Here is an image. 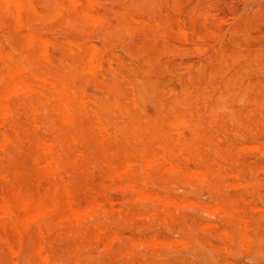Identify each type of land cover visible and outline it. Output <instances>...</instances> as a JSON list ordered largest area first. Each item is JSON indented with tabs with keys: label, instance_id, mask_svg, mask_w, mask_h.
<instances>
[{
	"label": "rangeland",
	"instance_id": "1",
	"mask_svg": "<svg viewBox=\"0 0 264 264\" xmlns=\"http://www.w3.org/2000/svg\"><path fill=\"white\" fill-rule=\"evenodd\" d=\"M0 93V264H264V0H0Z\"/></svg>",
	"mask_w": 264,
	"mask_h": 264
},
{
	"label": "bare ground",
	"instance_id": "2",
	"mask_svg": "<svg viewBox=\"0 0 264 264\" xmlns=\"http://www.w3.org/2000/svg\"><path fill=\"white\" fill-rule=\"evenodd\" d=\"M55 1H56V0H55ZM89 1H90V0H89ZM45 2H46V0H45ZM78 2H80V1H78ZM78 2H73L72 4H73V5H76V4H78ZM107 2H108V1H107ZM7 3H8V2H7ZM22 3H24V2H22ZM75 3H76V4H75ZM80 3H81V2H80ZM80 3H79V4H80ZM8 4H9V3H8ZM20 4H21V3H20ZM43 4H44V3H43ZM54 4H55V3H54ZM56 4H57V3H56ZM176 4H177V3H176ZM6 5H7V4H6ZM17 5H19V3H18ZM22 5H23V4H22ZM46 5H47V4H46ZM19 6H20V5H19ZM44 6H45V5H44ZM47 6H48V5H47ZM54 6H55V5H54ZM45 7H46V6H45ZM131 7H132V6H131ZM16 8H17V7H16ZM172 8H173V7H172ZM6 9L8 10V8H6ZM17 9H18V8H17ZM136 9H137V8H136ZM69 10H70V8H69ZM71 10H72V9H71ZM173 10H174V9H173ZM17 13H18V11H17ZM60 13H61V12H60ZM187 13H188V12H187ZM27 14H28V12H27ZM13 15H14V13H13ZM17 15H18V14H17ZM68 15H69V14H68ZM190 15H191V14H190ZM182 17H183V16H182ZM195 17H196V16H195ZM28 18H29V17H28ZM183 18H184V17H183ZM190 18H191V16H190ZM196 18H197V17H196ZM16 19H17V18H16ZM66 19H67V21H68V17H67ZM18 20H19V19H18ZM190 20H191V19H190ZM36 21H37V20H36ZM109 21H110V20H109ZM195 21H197V20L195 19ZM208 21H209V20H208ZM68 22H69V21H68ZM185 22H186V21H185ZM16 23H18V22L16 21ZM37 23H38V22H37ZM120 23H121V22H120ZM158 23H159V21H158ZM190 23H191V22H190ZM205 23H206V21H205ZM70 24H71V23H70ZM206 24H207V23H206ZM18 25H19V24H18ZM115 25H116V24H115ZM210 25H212V24L210 23ZM20 26H21V25H20ZM26 27H27V26H26ZM71 27H72V26H71ZM94 27H95V26H94ZM210 27H211V26H210ZM142 28H143V27H142ZM54 30L56 31V29H54ZM106 30H107V33H108V30H109V29H106ZM110 30H111V29H110ZM110 30H109V31H110ZM66 31H67V30H66ZM223 31H224V30H223ZM44 32H45V31H44ZM183 32H186V31H182V33H183ZM2 33H3V32H2ZM65 33H68V31L65 32ZM8 34H9V33H8ZM10 34H11V32H10ZM185 34H187V33H185ZM11 35H12V34H11ZM223 35H224V34H223ZM190 36H191V35H190ZM170 37H171V36H170ZM186 38H187V37H186ZM192 38H193V37H192ZM42 40H43V44H44V45H43V44H42V45H43V46H46L45 43H44V39H42ZM192 40H193V39H192ZM46 41H47V40H45V42H46ZM187 41H188V40H187ZM193 41H194V40H193ZM47 42H49V41H47ZM49 43H50V42H49ZM104 43H105V42H104ZM194 44H195V43H194ZM106 45H107V44H106ZM122 45H123V44H122ZM172 45H173V44H172ZM195 46H196V45H195ZM122 47H123V46H122ZM127 47H128V46H127ZM141 47H142V46H141ZM172 47H173V46H172ZM172 47H171V48H172ZM193 47H194V46H193ZM199 47H200V46H199ZM199 47H198V48H199ZM194 48H195V47H194ZM196 48H197V47H196ZM199 49H200V48H199ZM164 50H165V49H164ZM169 50H170V48H169ZM195 50H196V49H195ZM129 52H130V51H129ZM133 52H134V51H133ZM164 52H165V51H164ZM46 53H47V52H46ZM127 54H128V53H127ZM129 54H130V53H129ZM129 54H128V55H129ZM168 54H169V53H168ZM194 54H196V53H194ZM24 55H25V54H24ZM133 55H134V54H133ZM147 55H148V54H147ZM170 55H171V54H170ZM174 55H175V54H174ZM200 55H201V54H200ZM149 56H150V55H148V57H149ZM196 56H197V55H196ZM89 57H90V56H89ZM201 57H202V56H201ZM7 58H8V57H7ZM10 58H11V57H10ZM168 58H169V57H168ZM211 58H212V56H211ZM235 58H237V56H236ZM21 59H22V58H21ZM21 59H20V60H21ZM158 59H159V58H158ZM231 59H232V58H231ZM2 60H3V59H2ZM34 60H35V59H34ZM90 60L92 61V59H90ZM143 60H144V58H143ZM170 60H171V59H170ZM199 60H200V59H199ZM218 60H219V59H218ZM12 61H13V60H12ZM35 61H36V60H35ZM148 61H149V60H148ZM231 61H232V60H231ZM27 62H28V61H27ZM217 62H218V61H217ZM199 63H200V62H199ZM232 63H233V62H232ZM69 64H70V63H69ZM95 64H96V62H95ZM201 64H203V62H201ZM218 64H219V63H218ZM16 65H17V64H16ZM18 65H19V64H18ZM18 65H17V66H18ZM150 65H151V64H150ZM210 65H211V64H210ZM97 66H98V65H97ZM110 66H111V65H110ZM200 66H201V65H200ZM39 67H40V66H39ZM53 67H54V66H53ZM70 67H71V66H70ZM166 67H167V65H166ZM80 68H82V67H80ZM150 68H151V67H150ZM18 69H19V67H18ZM26 69H28V66H26ZM90 69H91V68H90ZM90 69H89V70H90ZM114 69H115V68H114ZM28 70H29V69H28ZM82 70H83V68H82ZM89 70H88V71H89ZM150 70H151V69H150ZM214 70H215V69H214ZM234 70H236V69H234ZM29 71H30V70H29ZM42 71H43V68H42ZM18 72H20V71H18ZM145 72H146V71H145ZM92 73H93V72H92ZM210 73H211V72H210ZM233 73H234V71H233ZM16 74H17V71H16ZM211 74H212V73H211ZM22 75H23V74H22ZM237 75H238V73H237ZM237 75H236V76H237ZM52 76H53V75H52ZM34 77H35V76H34ZM71 77H73V76H71ZM71 77H70V79H71ZM212 77H213V76H212ZM227 77H228V76H227ZM237 77H241V78H242V76H237ZM14 78H15V77H14ZM14 78H13V79H14ZM36 78H37V77H36ZM39 78L43 79V77H39ZM53 78H54V77H53ZM15 79H16V78H15ZM15 79H14V80H15ZM23 79H24V78H23ZM228 79H229V78H228ZM43 80H44V79H43ZM71 80H72V82L74 83V81H73L74 79L72 78ZM198 80H199V78H198ZM216 80H217V78H216ZM241 80H242V79H241ZM69 81H70V80H69ZM69 81H68V82H69ZM94 81H95V80H94ZM237 81H238V79H237ZM24 82H25V81H24ZM49 82H50V81H49ZM70 82H71V81H70ZM119 82H120V81H119ZM239 82H240V81H239ZM94 83H95V82H94ZM240 83H241V82H240ZM245 83H246V82H245ZM18 84H19V86H20V83H19V82H18ZM87 84H88V83H87ZM231 84H232V83H231ZM26 85H27V84H26ZM119 85H120V84H119ZM236 85H237V84H236ZM244 85H245V84H244ZM38 86H39V85H38ZM52 86H53V84H52ZM75 86H76V85H75ZM77 86H78V85H77ZM77 86H76V87H77ZM94 86H95V85H94ZM216 86H218V85H216ZM15 87H16V86H15ZM76 87H75V88H76ZM145 87H146V86H145ZM237 87H238V85H237ZM247 87H248V86H247ZM20 88H22V87H20ZM62 88L65 89V86H64V87L62 86ZM110 88H111V86H110ZM245 88H246V87H245ZM17 89H18V88H17ZM76 89H77V88H76ZM78 89H79V88H78ZM113 89H114V88H113ZM246 89H247V88H246ZM20 90H21V89H20ZM241 90H242V88H241ZM18 91H19V90H18ZM75 91H77V90H75ZM75 91H73V92H75ZM219 91H220V90H219ZM231 91H232V90H231ZM4 92H5V91H4ZM60 92H61V91H60ZM65 92H66V91H65ZM16 93H17V92H16ZM67 93H68V92H67ZM132 93H134V92H132ZM219 93H220V92H219ZM227 93H228V92H227ZM0 94H2V93H0ZM14 94H15V93H14ZM61 94H65V93L61 92ZM74 94H76V92H75ZM239 94H240V93H239ZM239 94H238V95H239ZM219 95H220V94H219ZM62 96H63V95H62ZM76 96H77V95H76ZM5 97H6V96H5ZM7 97H8V95H7ZM7 97H6V98H7ZM64 97H65V95H64ZM69 97H70V96H69ZM132 97H133V96H132ZM237 97H238V96H237ZM245 97H246V96H245ZM245 97H244V98H245ZM3 98H4V97H3ZM70 98H72V97H70ZM4 99H5V98H4ZM77 99H78V98H77ZM237 99H238V98H237ZM246 99H248V98H246ZM81 100L83 101V99H81ZM81 100H80V102L82 103ZM244 100H245V99H244ZM5 101H6V100H5ZM66 101H67V99H66ZM68 101H69V100H68ZM78 101H79V100H78ZM238 101H239V100H238ZM238 101H237V103H238ZM73 102H74V101H72V103H73ZM242 102L244 103V101H242ZM245 102H246V101H245ZM70 103H71V102H70ZM72 103H71V104H72ZM94 103H95V102H94ZM239 103H240V102H239ZM57 104H58V102H57ZM79 104H80V103H79ZM246 104H247V103H246ZM72 105H74V104H72ZM2 106H4V105H2ZM56 106H57V105H56ZM75 106H76V103H75ZM225 106H226V105L224 104V106H221V107H225ZM72 107H73V106H72ZM72 107H71V108H72ZM76 107H77V106H76ZM77 108H78V107H77ZM89 108H90V107H89ZM226 108H227V107H226ZM2 109H5V110H6V108H2ZM66 109H67V108H66ZM73 109H74V107H73ZM247 109H248V107H247ZM37 110H38V109H37ZM37 110H36V111H37ZM103 110H104V109H103ZM71 111H72V110H71ZM77 111H78V109H77ZM99 111H100V110H99ZM104 111H107V110L105 109ZM232 111H233V110H232ZM245 111H247L249 114L252 112V110H251V112H249V110H245ZM8 112H9V111H8ZM30 112H31V111H30ZM30 112H29V113H30ZM100 112H101V111H100ZM217 112H218V111H217ZM34 113H35V112H34ZM46 113L48 114V112H46ZM46 113H45V114H46ZM67 113H68V110H67ZM112 113H113V112H112ZM189 113H190V112H189ZM232 113H233V112H232ZM232 113H231V114H232ZM248 113H245V114H248ZM5 114H7V113H5ZM213 114H214V113H213ZM231 114H230V115H231ZM7 115H8V114H7ZM12 115H13V114H12ZM12 115H11V118H12ZM34 115H35V114H34ZM228 115H229V114H228ZM228 115H226V116H228ZM243 115H244V114H243ZM212 116H213V115H212ZM5 117H6V116H5ZM9 117H10V116H9ZM30 117H31V116H30ZM30 117H29V118H30ZM97 117H98V116H97ZM246 117H247V116H246ZM31 118H32V117H31ZM31 118H30V121L32 120ZM47 118H48V117H47ZM102 118H105V117H102ZM216 118H217V117H216ZM5 119H6V118H5ZM156 119H157V118H156ZM179 119L181 120V118H179ZM67 120H68V119H67ZM67 120H66V123H67ZM99 121H100V120H99ZM110 121H111V120H110ZM5 122H6V121H5ZM69 122H71V121H69ZM74 122H75V120H74ZM181 122H182V120H181ZM234 122H235V121H234ZM49 123H51V119H50V122H49ZM173 123H174V121H173ZM47 124H48V122H47ZM68 124H69V123H68ZM174 124H175V123H174ZM178 124H181V123H178ZM187 124H189V123H187ZM254 125H255V123H254ZM81 126H82V125H81ZM101 126H103V124H101ZM101 126H100V127H101ZM104 126H105V125H104ZM173 126H174V125H173ZM178 126H179V125H178ZM238 126H239V125H238ZM238 126H237V127H238ZM106 127H107V126H106ZM106 127H104V128H106ZM174 127H175V126H174ZM176 127H177V126H176ZM240 127H242V126H240ZM254 127H255V126H254ZM32 128H33V127H32ZM92 128H93V126H92ZM94 128H95V127H94ZM94 128H93V129H94ZM101 128H102V127H101ZM255 128H256V127H255ZM29 129H30V128H29ZM38 129H39V128H38ZM50 129H51V128H50ZM105 130H106V129H105ZM173 130H174V129H173ZM234 130H235V129H234ZM247 130H248V129H247ZM260 130H261V129H260ZM17 131H18V130H17ZM30 131H31V130H30ZM44 131H45V130H44ZM46 131H47V130H46ZM74 131H75V130H74ZM113 131H114V130H113ZM239 131H240V130H239ZM93 132H94V130H93ZM105 132H106V131H105ZM107 132H109V131H107ZM142 132H143V134H144L145 131H142ZM248 132H249V131H248ZM115 133H117V132H115ZM46 134H47V133H46ZM48 134H49V133H48ZM112 134H114V133H112ZM176 134L180 135L179 130H178V133H176ZM249 134H250V133H249ZM249 134H248V135H249ZM258 134H259V133H258ZM255 135H256V134H255ZM6 136H7V135H6ZM21 136H22V135H21ZM240 136H241V133H240ZM102 137H103V136H102ZM262 137H264V136H262ZM10 138H11V137H10ZM94 138H95V136H94ZM103 138H104V137H103ZM110 138H111V137H110ZM115 138H116V137H115ZM250 138H251V137H250ZM48 139H49V138H48ZM59 139H60V138H59ZM166 139H167V138H166ZM177 139H178V137H177ZM253 139H254V138H253ZM10 140H11V139H10ZM25 140H26V139H25ZM49 140H50V139H49ZM263 140H264V138H263ZM11 141H12V140H11ZM19 141H20V140H19ZM58 141H59V140H58ZM94 141H95V139H94ZM84 142H85V141H84ZM105 142H106V141H105ZM239 142H240V141H239ZM245 142H246V141H245ZM95 143H96V142H95ZM254 143L256 144V142H254ZM0 144H1V142H0ZM14 144H15V143H14ZM35 144H36V143H35ZM127 144H128V143H127ZM255 144H254V145H255ZM96 145H97V144H96ZM125 145H126V144H125ZM251 145H253V144H251ZM254 145H253V146H254ZM3 146H4V144H3ZM3 146H0V147H3ZM41 146H42V145H41ZM255 146H257V144H256ZM249 147H251V146L249 145ZM260 147H261V146H260ZM6 148H7V147H6ZM48 148L50 149V146H49ZM19 149H20V148H19ZM19 149H18V150H19ZM49 149H48V150H49ZM163 149H164V148H163ZM238 149H239V148H238ZM240 149H243V148H240ZM255 149H257V147H255ZM3 150L5 151V149H2L1 151H3ZM42 150H44V149H42ZM50 150H51V149H50ZM50 150H49V151H50ZM93 150H94V149H93ZM7 151H8V150H7ZM20 151H21V150H20ZM51 151H52V150H51ZM51 151H50V152H51ZM260 151H261V150H260ZM50 152H49V153H50ZM258 152H259V151H258ZM96 153H97V152H96ZM261 153H262V152H261ZM94 154H95V153H94ZM175 154H176V153H175ZM217 154H219V153H217ZM223 154H225V153H223ZM110 155L112 156V154H110ZM11 156H12V155H11ZM51 156H52V155H51ZM82 156H83V155H82ZM218 156L220 157V155H218ZM184 157H185V156H184ZM187 157H188V156H187ZM256 157H257V156H256ZM3 158H4V154H3ZM163 158H164V156H163ZM200 158H201V157H200ZM250 158H251V157H250ZM250 158H249L248 160H250ZM109 159H110V157H109ZM164 159H165V158H164ZM254 159H255V156H254ZM110 160H111V159H110ZM3 161H4V160H3ZM33 161H35V160H33ZM33 161H32V162H33ZM49 161H50V160H49ZM52 161H53V160H52ZM52 161H50V162H52ZM156 161H157V159H156ZM158 161H159V160H158ZM192 161H193V160H192ZM259 161H260V160H259ZM1 163H2V162H1ZM93 163H94V162H93ZM153 163H155V160L153 161ZM169 163H170V161H169ZM186 163H187V162H186ZM110 164H111V163H110ZM187 164H188V163H187ZM187 164H186V165H187ZM251 164H252V163H251ZM257 164H259V163L257 162ZM2 165H3V163H2ZM5 165H6V164H5ZM7 165H9V164H7ZM50 165H51V164H50ZM149 165H151V164L149 163ZM176 165H177V164H176ZM254 165H255V164H254ZM260 165H261V164H260ZM39 166H40V164H39ZM9 167H10V166H9ZM13 167H14V166H13ZM148 167H149V166H148ZM170 167H172V166L170 165ZM4 168H5V166H4ZM10 168H11V167H10ZM14 168H15V167H14ZM16 168H17V167H16ZM66 168H67V167H66ZM66 168H65V170H67ZM8 169H9V168H8ZM57 169H58V168H57ZM61 169H63V167H61ZM179 169H180V168H179ZM0 170H1V169H0ZM17 170H18V169H17ZM21 170H22V169H21ZM21 170H20L19 172H17V173H20ZM121 170H122V169H121ZM169 170L171 171V169H169ZM172 170H173V169H172ZM174 170H175V169H174ZM177 170H178V169H177ZM256 170H258V169L256 168ZM11 171H12V170H11ZM58 171H59V169H58ZM117 171H118V170H117ZM128 171H129V170H128ZM131 171H132V170H131ZM8 172H10V170H9ZM23 172H24V171H23ZM168 172H169V171H168ZM201 172H202V171H201ZM205 172H206V171H205ZM257 172H258V171H257ZM260 172H261V171H260ZM4 173H6V172H4ZM13 173H14V172H13ZM13 173H12V175H15V174H13ZM15 173H16V170H15ZM69 173H70V171H69ZM69 173H68V174H69ZM188 173H189V172H188ZM192 173H195V172H193V170H192ZM249 173H251V172H249ZM261 173H262V172H261ZM6 174H7V173H6ZM6 174H5V175H6ZM21 174H22V173H21ZM21 174H20V175H21ZM189 174H190V173H189ZM189 174H188V175H189ZM255 174H256V173H255ZM2 175H3V174H1V176H2ZM7 175H8V174H7ZM206 175H207V174H206ZM219 175H221V174H219ZM1 176H0V177H1ZM117 176H118V174H117ZM117 176H116V177H117ZM120 176H122V175H120ZM120 176H119V177H120ZM189 176H191V174H190ZM201 176L203 177V175H201ZM212 176H213V175H212ZM234 176H236V174H235ZM248 176H250V175H248ZM4 177H5V176H4ZM9 177H10V176H9ZM17 177H19V176H17ZM111 177H112V176H111ZM111 177H110V178H111ZM152 177H153V176H152ZM195 177H196V176H195ZM260 177H261V176H260ZM14 178H15V177H14ZM19 178H20V177H19ZM110 178H109V179H110ZM122 178L124 179V177H122ZM193 178H194V177H193ZM210 178H211V177H210ZM6 179H8V178H6ZM6 179H5V181H6ZM11 179H12V178H11ZM114 179H115V178H114ZM117 179H118V178H117ZM117 179H116V180H117ZM126 179H127V176H126ZM129 179H130V178H129ZM148 179L150 180V178H148ZM196 179H197V177H196ZM203 179H204V177H203ZM217 179H218V177H217ZM248 179H249V178H248ZM257 179H258V178H257ZM261 179H262V178H261ZM111 180H112V178H111ZM165 180L167 181V179H165ZM214 180H215V179H214ZM254 180H255V179H254ZM262 180H263V179H262ZM17 181H18V180H17ZM132 181H133V179H132ZM141 181H143V180H141ZM150 181H151V180H150ZM178 181H179V179H178ZM197 181H198V182H201L202 180L197 179ZM215 181H216V180H215ZM263 181H264V180H263ZM67 182H68V181H67ZM129 182H130V181H129ZM133 182H134V181H133ZM151 182H152V181H151ZM207 182H208V181H207ZM207 182H206V184H207ZM211 182H212V181H211ZM244 182H245V181H244ZM244 182H243V183H244ZM248 182H249V181H248ZM153 183H154V182H153ZM181 183L183 184V182H181ZM188 183H189V182H188ZM201 183L203 184L204 182L202 181ZM201 183H200V184H201ZM239 183H240V182H239ZM243 183H242V184H243ZM1 184H2V183H1ZM134 184H135V183H134ZM184 184H185V183H184ZM200 184H199V185H200ZM26 186H27V185H26ZM117 186H118V185H117ZM131 186H132V184H131ZM175 186H176V185H175ZM189 186H190V185H189ZM195 186H196V185H195ZM201 186H202V185H201ZM201 186H200V187H201ZM211 186H212V184H211ZM224 186H226V185H224ZM234 186H235V185H234ZM263 186H264V185H263ZM0 187L2 188V185H1ZM192 187H194V186H192ZM207 187H208V184H207ZM209 187H210V186H209ZM212 187H213V186H212ZM257 187H258V186H257ZM29 188H30V187H29ZM29 188H28V189H29ZM124 188H125V186H124ZM136 188H137V187H136ZM150 188H151V187H150ZM190 188H191V186H190ZM195 188H196V187H195ZM120 189H121V188H120ZM180 189H181V188H180ZM180 189H179V190H180ZM200 189H201V188H200ZM242 189H243V188H242ZM14 190H15V189H14ZM133 190H134V189H133ZM217 190H218V189H217ZM7 191H8V189H7ZM58 191H59V190H58ZM109 191H110V190H109ZM120 191H122V190H120ZM182 191H183V190H182ZM212 191H213V190H212ZM2 192H3V190H2ZM137 192H138V191H137ZM146 192H147V191H146ZM188 192H189V190H188ZM213 192H214V191H213ZM3 193H4V192H3ZM209 193H210V192H209ZM4 194H5V193H4ZM4 194H3V195H4ZM25 194H26V192H25ZM55 194H56V192H55ZM70 195H71V193H70ZM217 195H218V194H217ZM8 196H9V194H8ZM8 196H7V197H8ZM141 196H142V195H141ZM154 196H155V195H154ZM158 196H159V195H158ZM183 196H184V195H183ZM194 196H195V195H194ZM27 197H28V196H27ZM44 197H45V195H44ZM145 197H146V196H145ZM57 198H59V197H57ZM122 198H123V197H122ZM142 198H143V197H142ZM149 198H150V197H149ZM3 199H4V198H3ZM8 199H9V198H8ZM125 199H126V198H124V200H125ZM129 199H130V198H129ZM134 199H135V198H134ZM139 199H140V198H139ZM143 199H145V198H143ZM143 199H142V200H143ZM167 199H168V198H167ZM167 199H166V200H167ZM219 199H220V198H219ZM235 199H236V198H235ZM27 200H29V199H27ZM73 200H74V199H73ZM169 200H170V199H169ZM173 200H174V199H173ZM217 200H218V199H217ZM164 201H165V200H164ZM214 201H216V200L214 199ZM219 201H220V200H219ZM235 201H236V200H235ZM237 201H238V200H237ZM26 202H27L26 200L23 201V203H25L26 205H28ZM144 202H146V201L144 200ZM144 202H143V203H144ZM149 202H150V201H149ZM186 202H187V201H186ZM186 202L183 203V204H186ZM216 202H217V201H216ZM216 202H215V203H216ZM222 202H223V201H222ZM29 203H30V202H29ZM46 203H47V202H46ZM89 203H91V202H89ZM93 203H94V202H93ZM98 203H99V202H98ZM101 203H102V202H101ZM113 203H114V202H113ZM191 203H193V202H191ZM217 203H218V202H217ZM217 203H216V208H217V205H218ZM220 203H221V202H220ZM260 203H261V202H260ZM8 204L11 205V203H10L9 201H8ZM25 204H23V205H25ZM57 204H58V203H57ZM61 204H62V203H61ZM168 204H169V203H168ZM187 204H188V203H187ZM193 204H195V203H193ZM4 205H6V203H5ZM29 205H31V203H30ZM95 205H96V204H95ZM111 205H112V204H111ZM152 205H153V204H152ZM230 205H231V204H230ZM1 206H2V204H1ZM47 206H48V205H47ZM140 206H141V205H140ZM154 206H155V205H154ZM186 206H187V205H185V207H186ZM200 206H201V205H200ZM205 206H206V205H205ZM218 206H219V205H218ZM4 207H5V206H4ZM7 207L10 209L9 206H7ZM28 207H29V206H28ZM69 207H70V206H69ZM92 207H93V206H92ZM149 207H151V206H149ZM156 207H157V206H156ZM156 207H155V208H156ZM182 207H184V206H182ZM197 207H198V206H197ZM26 208H27V207H26ZM26 208H25V209H26ZM54 208H55V205H54ZM58 208H59V207H58ZM89 208H90V207H89ZM94 208H95V207H94ZM94 208H93V209H94ZM98 208H99V207H98ZM105 208H106V207H105ZM118 208H119V207H118ZM190 208H191V207H190ZM206 208H207V207H206ZM212 208H213V207H212ZM219 208L221 209L222 207H219ZM232 208H233V207H232ZM252 208H253V206H252ZM256 208H257V206H256ZM11 209H12V207H11ZM13 209H14V207H13ZM29 209H30V208H29ZM50 209H51V208H50ZM50 209H49V210H50ZM65 209H66V208H65ZM93 209H92V210H93ZM119 209H120V208H119ZM191 209H192V208H191ZM197 209H198V208H197ZM204 209H205V208H204ZM217 209H218V208H217ZM244 209H245V208H244ZM253 209H255V208H253ZM4 210H5V209H4ZM6 210H7V209H6ZM27 210H28V209H27ZM87 210H89V209H87ZM102 210H103V209H102ZM187 210H188V207H187ZM200 210H201V209H200ZM208 210H209V209H208ZM215 210H216V209H215ZM222 210H223V209H222ZM234 210H235V208H234ZM237 210H238V209H237ZM240 210H243V209H240ZM9 211H11V210H9ZM209 211H210V210H209ZM212 211H213V210H212ZM219 211H221V210H219ZM219 211H218V213H219ZM223 211H225V209H224ZM229 211H230V209H229ZM4 212H5V211H4ZM39 212H42V210H40ZM72 212H74V211H72ZM102 212H103V211H102ZM106 212H107V210H106ZM150 212H152V211H150ZM153 212L155 213L154 210H153ZM166 212H167V211H166ZM221 212H222V211H221ZM234 212H235V211H234ZM10 213H11V212H10ZM13 213H15V211H14ZM26 213H27V211H26ZM86 213H87V211H86ZM90 213L93 214V213H95V212H92V211H91V212H89V214H90ZM96 213H97V212H96ZM111 213H112V212H111ZM111 213H110V214H111ZM113 213H114V212H113ZM132 213H133V212H132ZM167 213H168V212H167ZM200 213H201V211H200ZM204 213H206V212L204 211ZM212 213H213V212H212ZM45 214H46L48 217L50 216V215H48L47 213H45ZM50 214H51V213H50ZM82 214H84V213H82ZM119 214H120V213H119ZM128 214H129V213H128ZM148 214H149V213H148ZM148 214H147V215H148ZM157 214H158V213H157ZM207 214H208V212H207ZM209 214H210V213H209ZM260 214H261V212H260ZM262 214H263V213H262ZM9 215H10V214H9ZM11 215H12V213H11ZM11 215H10V217H11ZM43 215H44V214H43ZM46 215H45V216H46ZM97 215H98V214H97ZM152 215H153V214H152ZM2 216H3V215H2ZM18 216H19V215H18ZM88 216H89V215H88ZM136 216H137V215H136ZM140 216H141V215H140ZM144 216H145V215H144ZM149 216H150V215H149ZM207 216H208V215H207ZM224 216L226 217L225 214H224ZM231 216H232V214H231ZM261 216H262V215H261ZM50 217H51V216H50ZM76 217H77V216H76ZM82 217H83V216H82ZM85 217H86V216H85ZM93 217H95V216H93ZM138 217H139V216H138ZM158 217H159V215H158ZM164 217H165V216H164ZM170 217H171V216H170ZM170 217H169V218H170ZM201 217H202V216H201ZM210 217H211V215H210ZM232 217H233V216H232ZM66 218H67V217H66ZM66 218H65V220H66ZM69 218H70V217H69ZM83 218H84V217H83ZM89 218H90V217H89ZM143 218H145V217H143ZM148 218H149V217H148ZM152 218H153V217H152ZM152 218H151V219H152ZM211 218H213V217H211ZM218 218H219V216H218ZM5 219H6V218H5ZM67 219H68V218H67ZM107 219H108V218H107ZM135 219H136V218H135ZM146 219H147V218H146ZM151 219H150V220H151ZM171 219H172V218H171ZM214 219H215V218H214ZM219 219H220V218H219ZM227 219H228V218H227ZM227 219H225V220H227ZM231 219H232V218H231ZM231 219H230V220H231ZM6 220H7V219H6ZM11 220H12V219H11ZM21 220H22V219H21ZM21 220H20V221H21ZM25 220H26V219H25ZM68 220H69V219H68ZM79 220H80V219H79ZM83 220H84V219H83ZM144 220H145V219H144ZM165 220H166V219H165ZM165 220H164V221H165ZM234 220H235V219H234ZM0 221H1V219H0ZM2 221H3V218H2ZM20 221L18 220V222H20ZM59 221H60V220H59ZM142 221H143V219H142ZM160 221H162V220H159V222H160ZM173 221H174V220H173ZM184 221H185V220H184ZM223 221H224V219H223ZM227 221H228V220H227ZM227 221H225V222H227ZM3 222H6V221H3ZM7 222H8V221H7ZM21 222H22V221H21ZM21 222H20V223H21ZM71 222H72V221H71ZM111 222H112V221H111ZM146 222H147V221H146ZM159 222H158V223H159ZM221 222H222V221H221ZM229 222H230V221H229ZM232 222H233V220H232ZM14 223L17 224L16 221H15ZM22 223H23V222H22ZM25 223L28 224L27 222H25ZM34 223H35V221H34ZM59 223H60V222H59ZM61 223H62V222H61ZM103 223H104V222H103ZM103 223H102V224H103ZM147 223H148V222H147ZM160 223H161V222H160ZM160 223H159V224H160ZM175 223H176V221H175ZM178 223H179V222H178ZM214 223H215V222H214ZM6 224H7V223H6ZM9 224H10V223H9ZM12 224H13V222H12ZM29 224H30V223H29ZM76 224H77V223H76ZM117 224H118V223H117ZM218 224H219V223H218ZM218 224L215 223V226H216V225L218 226ZM221 224H222V223H221ZM230 224H232V223H230ZM0 225H1V226H2V225L4 226L5 223H4V224H1V223H0ZM17 225H18V224H17ZM24 225H25V224H24ZM73 225H74V224H73ZM188 225H189V224H188ZM204 225H205V224H204ZM204 225H203V227H204ZM211 225H212V224H210V226H211ZM226 225H227V224H226ZM10 226H11V225H10ZM10 226H9V227H10ZM14 226H15V225H14ZM18 226H19V225H18ZM87 226H88V225H87ZM150 226H151V225H150ZM157 226H158V225H157ZM157 226H156V227H157ZM217 226H216V228H217ZM219 226H220V225H219ZM221 226H222L221 228H223V224H222ZM5 227H6V226H5ZM16 227H17V226H16ZM23 227H24V226H23ZM28 227H29V225H28ZM46 227H47V226H46ZM162 227H163V224H162ZM188 227H189V226H188ZM205 227H207V226H205ZM231 227H233V226H230V228H231ZM26 228H27V226H26ZM29 228H30V227H29ZM86 228H88V227H86ZM86 228H85V229H86ZM117 228H118V227H117ZM143 228H144V227H143ZM168 228H169V227H168ZM172 228H173V227H172ZM189 228H190V227H189ZM224 228H225V227H224ZM4 229H5V228H4ZM19 229H21L20 226H19ZM39 229H40V228H39ZM169 229H170V228H169ZM204 229H205V228H204ZM233 229H234V227H233ZM26 230H27V229H26ZM28 230H29V229H28ZM28 230H27V231H28ZM98 230H99V229H98ZM100 230H101V229H100ZM140 230H141V228H140ZM181 230H182V226H181V229H180V233H181ZM197 230H198V229H197ZM218 230H219V229H218ZM224 230H225V229H224ZM256 230H257V229H256ZM17 231H18V230H17ZM21 231H22V230H21ZM170 231H171V230H170ZM184 231H185V229H184ZM184 231L182 230V232H184ZM190 231H191V228H190ZM200 231H201V230H200ZM210 231H211V230H210ZM226 231H227V230H226ZM5 232H6V231H5ZM18 232H19V231H18ZM70 232H71V231H70ZM70 232H69V233H70ZM145 232H146V230H145ZM194 232H195V231H194ZM217 232H218V231H217ZM154 233H155V232H154ZM156 233H157V232H156ZM185 233H186V232H185ZM204 233H205V232H204ZM221 233H222V232H221ZM224 233H225V232H223L222 234H224ZM8 234H9V233H8ZM42 234H43V233H42ZM47 234H48V233H47ZM140 234H141V233H140ZM194 234H196V233H194ZM226 234H228V233H226ZM259 234H260V233H259ZM262 234H263V233H262ZM40 235H41V234H40ZM163 235H164V234H163ZM181 235H182V234H181ZM184 235H185V234H184ZM6 236H7V235H6ZM46 236H47V235H46ZM228 236H229V235H228ZM66 237H67V236H66ZM70 237H71V236H70ZM162 237H163V236H162ZM162 237H160V238H162ZM174 237H175V236H174ZM174 237H173V238H174ZM211 237H212V236H211ZM260 237H262V236L260 235ZM260 237H259V238H260ZM61 238H62V236H61ZM160 238H159V239H160ZM166 238H167V237H166ZM212 238H213V237H212ZM218 238H219V237H218ZM230 238H231V237H230ZM247 238H248V237H247ZM263 238H264V235H263ZM44 239H45V237H44ZM55 239H56V238H55ZM159 239H158V241H159ZM177 239H178V238H175V242H176ZM179 239H181V237H180ZM179 239H178V241H179ZM186 239L189 240V238H186ZM111 240H112V239H111ZM140 240H141V238H140ZM147 240H148V239H147ZM183 240H184V238H183ZM188 240H186V241H188ZM196 240H197V238H196ZM217 240H218V239H217ZM230 240H231V239H228L229 242H230ZM22 241H23V240H22ZM181 241H182V239L180 240V242H181ZM259 241H260V243H261V240H259ZM141 242H142V241H140V243H141ZM149 242H150V241H149ZM153 242H154V240H153ZM165 242H166V241H165ZM180 242H179V243H180ZM183 242H184V241H182V243H183ZM190 242H192V241H190ZM197 242H198V240H197ZM140 243L138 242V243H136V244H140ZM162 243H163V241H162ZM168 243H170V242H168ZM179 243H178V244H179ZM224 243H225V242H224ZM230 243L232 244V242H230ZM11 244H12V243H11ZM13 244H14V243H13ZM103 244H104V243H103ZM132 244H133V242H132ZM134 244H135V243H134ZM153 244H154V243H153ZM165 244H166V243H165ZM171 244H173V243H171ZM180 244H181V243H180ZM104 245H105V244H104ZM147 245H149V244L147 243ZM184 245H186L185 242H184ZM184 245H182V246H184ZM201 245H202V244H201ZM262 245H263V244H261V246H262ZM0 246H1V243H0ZM21 246H22V245H21ZM42 246H43V245H42ZM44 246H45V245H44ZM53 246H54V245H53ZM131 246H133V245H131ZM135 246H136V245H135ZM150 246H151V245H150ZM150 246H149V247H150ZM154 246H155V245H154ZM154 246H153V247H154ZM156 246H157V243H156ZM165 246H168V245L166 244ZM192 246H193V245H192ZM203 246H204V245H203ZM223 246H224V245H223ZM14 247H15V246H14ZM50 247H51V246H50ZM50 247H49V248H50ZM142 247H143V246H142ZM142 247H141V248H142ZM170 247H171V246L169 245V248H168V249H171ZM199 247H200V246H199ZM136 248H138V247H136ZM180 248H181V247H180ZM182 248H183V247H182ZM186 248H187V247H186ZM186 248H184V249H185L186 251H188ZM189 248H192V247H189ZM207 248H208V247H207ZM262 248H263V247H262ZM3 249H4V248H3ZM42 249H43V248H42ZM151 249H152V248H151ZM154 249H155V248H154ZM173 249H175V248H173ZM195 249H196V248H195ZM202 249H204V248H202ZM223 249H224V248H223ZM44 250H45V249H44ZM113 250H114V249H113ZM142 250H143V248H142ZM155 250H156V249H155ZM190 250H191V249H189V252H191ZM192 250H193V249H192ZM208 250H209V249H208ZM225 250H226V249H225ZM229 250H230V249H228V252H229ZM137 251H138V250H137ZM193 251H195V250H193ZM213 251H214V250H213ZM263 251H264V250H263ZM134 252H135V251H134ZM196 252H197V250H196ZM209 252H210V251H209ZM226 252H227V251H226ZM228 252H227V253H228ZM18 253H19V252H18ZM49 253H50V252H49ZM145 253H146V252H145ZM155 253H156V252H155ZM230 253H231V252H230ZM147 254H148V253H147ZM14 255H15V254H14ZM211 255H212V252H211ZM263 255H264V254H263ZM230 256H231V255H230ZM17 257H18V256H17ZM134 257H135V256H134ZM145 257H147V256L145 255ZM263 257H264V256H263ZM49 258H50V257H49ZM143 258H144V256H143ZM217 258H218V257H217ZM0 259H1V258H0ZM17 260H18V259H17ZM17 260H16V261H17ZM116 260H117V259H116ZM145 260H146V259H145ZM184 260H185V259H184ZM42 261H43V260H42ZM143 261H144V260H143ZM166 261H167V260H166ZM166 261H165V262H166ZM263 261H264V260H263ZM0 262H1V261H0ZM17 262H18V261H17ZM17 262H16V263H17ZM146 262H147V260H146ZM260 262H261V261H260ZM45 263H47V262H45ZM45 263H43V264H45ZM18 264H19V263H18ZM29 264H30V262H29ZM78 264H79V263H78ZM121 264H122V263H121ZM150 264H151V263H150ZM261 264H262V263H261Z\"/></svg>",
	"mask_w": 264,
	"mask_h": 264
}]
</instances>
